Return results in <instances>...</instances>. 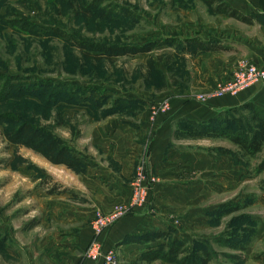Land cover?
<instances>
[{"label": "rangeland", "instance_id": "obj_1", "mask_svg": "<svg viewBox=\"0 0 264 264\" xmlns=\"http://www.w3.org/2000/svg\"><path fill=\"white\" fill-rule=\"evenodd\" d=\"M82 1L90 8L91 17L73 15L77 0L73 5L70 0H0L1 74L27 79L29 83L47 80L97 89L79 93L70 104L51 109H42L37 102H7L0 105V115L28 120L51 132L75 153L90 156L98 165L96 169L108 171L111 165L117 171L118 164L91 146L94 130H100L111 116L128 125L141 123L142 112L150 114V108L169 101L173 89L186 86L190 72L195 73L192 56L186 55L183 41L220 35L229 38L237 21L214 15L203 0ZM18 20L30 21L39 35L14 30L12 25ZM50 26L87 45L150 46L152 51L98 62L86 59L80 50L58 38L46 36L42 29ZM165 39H172L175 44L160 46ZM150 59L161 75L147 70ZM201 94L204 93L192 92L187 96L197 99ZM118 100L136 104L114 108ZM102 110H109L112 115L103 118ZM228 118H219L221 127L225 128ZM233 118L241 125L250 120L246 111ZM14 124H0V264H13L7 257L8 241L14 240L18 250V246L39 238L40 202L52 194L72 192L73 185L80 188V178L87 173V169L77 172L54 165L21 144L9 143L5 133ZM177 129L173 132L178 134ZM171 139L169 148L184 156L183 169L179 168L175 179L164 184L146 167L148 178H156L154 186L158 185L162 192L153 196L152 188L147 203L128 212L126 216L143 215L145 226L143 232L127 236L129 241L122 245L162 233L167 238L152 242L155 244L150 247L177 240L190 250L208 249L213 255L210 264H264V171L259 173L264 145L256 156L247 157L221 137L190 132L172 134ZM226 203L240 209L227 216L215 215ZM111 249L118 255L119 264H166L141 261L138 251L126 257L123 251ZM232 256L238 259L232 261Z\"/></svg>", "mask_w": 264, "mask_h": 264}, {"label": "crops", "instance_id": "obj_2", "mask_svg": "<svg viewBox=\"0 0 264 264\" xmlns=\"http://www.w3.org/2000/svg\"><path fill=\"white\" fill-rule=\"evenodd\" d=\"M226 2L245 15L264 14V0ZM231 33L229 38L220 35L205 40L219 42L222 49L192 57L195 73L190 72L186 86L173 89L175 94L172 93V98H169L168 112L153 120L148 112H142V122L135 125L124 124L111 116L104 121L101 131L94 130L91 146L103 157L118 164V170L111 165L108 171L88 168L86 175L80 178V188L64 185L75 191L52 194L40 202L39 238L33 243L18 246V250H15L14 240L8 241L7 257L13 264H95L86 257L93 236L91 221L94 211L107 213L118 204L128 203L130 176L141 163L152 169L164 184H168L166 180L175 179V173L183 169L184 156L169 148L178 120L202 123L246 103H253L264 110V83H257L235 96L225 95L204 102L187 96L192 92L212 91L220 83L230 80L242 63L264 68V26L235 22ZM138 159L140 162L137 164ZM157 186L153 187V196L162 192ZM144 219L137 213L119 219L100 237L102 251L117 248L126 257L133 251L141 255L145 248L155 243H129L126 246L120 245V242L127 236L143 232ZM22 256H27V259Z\"/></svg>", "mask_w": 264, "mask_h": 264}, {"label": "trees", "instance_id": "obj_3", "mask_svg": "<svg viewBox=\"0 0 264 264\" xmlns=\"http://www.w3.org/2000/svg\"><path fill=\"white\" fill-rule=\"evenodd\" d=\"M73 1L70 2L73 5ZM78 5L76 10L72 13L74 16H92L90 8L85 1L77 0ZM204 3L210 8L214 15L226 16L227 18L234 19L237 22L253 25L259 24L264 26V14H250L245 15L234 9L225 0H203ZM13 29L17 32L26 31L33 35L38 36L36 26L30 21L18 20L12 25ZM17 27V29L15 28ZM43 33L47 36H53L59 40L70 44L72 47H76L80 50L86 59H93L95 61H102V59L111 60L112 58L135 56L139 53H149L152 51V47H139V46H92L83 42L74 40L72 37L64 34L63 31L55 27H44ZM175 42L172 39H165L160 46L173 45ZM186 49V55L192 57L198 56L201 53L218 51L221 48L219 42L212 40L205 41L199 38H190L183 41ZM91 51V52H89ZM164 66L170 65L164 62ZM147 70L154 71V62L150 59L146 62ZM87 87V88H86ZM90 89V90H89ZM97 90L93 87H76L66 82H51L44 80H37L34 83H29L27 79H21L12 75H4L0 73V105L7 102L29 101L37 102L36 104L42 109H51L59 104H70L74 97H77L79 93H88L90 91ZM89 101V100H86ZM85 102V101H81ZM136 102L122 103L121 100L115 101L114 108H131ZM118 109V110H119ZM103 118H107L112 113L107 110H102ZM241 111L249 113L250 120L241 125L236 123L234 115L240 114ZM118 112V111H117ZM115 112V113H117ZM225 116L230 117L225 120L226 126L221 127L219 118ZM235 122V123H234ZM15 123L14 127L10 128L5 137L11 144H21L32 151L40 154L47 161L54 165H62L68 169H72L77 172H83L88 168H97L96 162L85 153H75L67 145L61 143L51 132L49 133L45 129H41L30 123L28 120L21 119L13 115H0V124L9 125ZM176 128L179 132L175 135H183L186 133H196V135L204 137H221L229 140L233 145L240 149V151L247 157H254L262 151L264 145V110L258 108L253 103H246L236 109L218 114L205 122L196 123L191 120L181 119L178 120ZM176 130V131H177ZM225 151V150H223ZM236 155V153H235ZM233 158V155L231 156ZM236 162V161H235ZM264 171L263 165L259 167V173ZM53 192V189L51 190ZM231 206V207H230ZM240 208L230 203H226L220 206L215 215L218 217L227 216L235 213ZM165 234H155L144 236L138 244H148L160 240L166 239ZM129 237H126L121 245L129 241ZM204 243V241L200 240ZM232 261L238 259L237 256L230 258ZM141 261L155 262L160 261L166 264H210L213 260V255L208 249L194 248L190 250L177 240H167L162 244L155 247H149L141 254Z\"/></svg>", "mask_w": 264, "mask_h": 264}, {"label": "built area", "instance_id": "obj_4", "mask_svg": "<svg viewBox=\"0 0 264 264\" xmlns=\"http://www.w3.org/2000/svg\"><path fill=\"white\" fill-rule=\"evenodd\" d=\"M257 83H264V68L255 65L242 63L233 73L230 80L224 81L208 93L197 96L199 102L212 98H221L225 95L235 96L238 93L250 88ZM168 101L150 108V117L155 119L160 114L169 111ZM153 176L148 178L146 167L141 163L136 167L135 175L130 184L131 194L127 204H121L107 213L95 210L91 222L92 239L86 250V257L95 264H119L118 255L113 249L102 251L100 237L112 227L120 218L129 214L131 210L143 207L150 196V192L156 183Z\"/></svg>", "mask_w": 264, "mask_h": 264}]
</instances>
